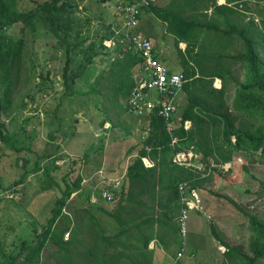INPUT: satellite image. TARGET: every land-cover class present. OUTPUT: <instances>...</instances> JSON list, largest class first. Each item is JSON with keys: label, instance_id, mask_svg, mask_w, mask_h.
<instances>
[{"label": "rangeland", "instance_id": "1", "mask_svg": "<svg viewBox=\"0 0 264 264\" xmlns=\"http://www.w3.org/2000/svg\"><path fill=\"white\" fill-rule=\"evenodd\" d=\"M50 1L52 0H17V8L35 11L42 3ZM63 1L74 7L78 18H90L89 25L84 24L82 33L84 36L88 33L84 46L93 42L100 54L93 57V64L88 67L91 74L87 79L92 82L93 75L98 73H101L102 78L95 87L97 93H87L89 86L85 80L80 79L86 77L83 74V77L75 79L73 94L65 96L62 89V74L67 58L65 45L46 30L44 22H39V27L33 32L24 28L21 22L6 30L7 35L23 41V69L19 90L11 105L12 110L0 111V122L4 124L5 131L12 135V142L15 144V148L10 150L0 141L2 249L6 253L15 254L23 240L32 246L37 235L47 225L55 201L62 197L67 184L71 193L65 198L62 214L70 218L71 224L60 217L54 227L56 230L61 225L71 227L75 248L87 250L91 247L88 250L90 256L100 259V254H104L107 258L105 264H123L125 249L129 253L128 250L135 247V252H143L136 224H142L140 230L144 231L143 235L150 237L153 234V239H156L154 245L158 250L162 248V258L165 259L167 255L172 257L171 264H228L224 261L225 250L221 252L218 249L223 246L211 234L212 227L229 246H238L243 254L251 256L248 244L253 234L249 229L247 216L262 217L264 213V158L258 156V153L249 155L236 152L230 162L219 165L214 158L203 159L204 148L197 153L192 150L194 157L190 161L191 165L183 168L201 178L207 176L205 179H208L200 188H187L195 190L194 202H200L197 205L199 210L189 212L184 238L181 237L179 223H176L178 211L170 208L143 209L135 201L131 204L122 203L132 210L131 213L117 211L116 206L129 187L126 169L143 146V140L147 136V121L128 111L130 93L126 99L114 96V80L107 77L110 62L119 56L115 50L116 41L108 39L99 45L98 40L109 28L115 30L116 35H123L121 42L129 41L130 37L137 34L149 38L155 48L156 58L173 73L182 72L184 68L177 48L184 50L186 45L179 43L176 46L175 37L167 33L166 25L145 11L140 14L137 31L127 29L129 17L126 15V8L140 2L146 5L145 0H140L137 4H119V0H59L57 5ZM148 1L162 8L170 2ZM213 2L217 5L226 4V0ZM238 9L239 13L232 15L236 32L244 26L249 28V35L258 43V47L255 46L254 49L264 62V45L259 43V39L264 40V0H243L238 3L236 10ZM255 27L261 31V36L255 37ZM224 29L225 26L220 24L219 33ZM205 34L207 44L209 40H217L219 44L208 48L207 53L203 49L201 57L197 59L207 70L211 64L208 61L214 58H208L210 53L235 54L244 50V42L237 33L222 36L208 31ZM185 57L187 63L192 62L187 54ZM221 62L226 69L223 102L237 122L240 114L232 113L230 107L236 81L244 79L245 68L239 60L228 62L223 59ZM76 66L69 63L68 73L75 71ZM139 66L140 63H137L131 69L133 84ZM24 78L28 80L25 82ZM214 82L213 79H207L200 84H209V89L218 88V84ZM194 85L196 86V82ZM78 91L83 93H76ZM2 96L3 89L0 86V99ZM22 97L24 99L19 102L18 99ZM173 102L175 114L173 113L172 120L177 127L181 112L187 105L186 93L178 91ZM144 159L153 165L148 158ZM46 168H49V178L44 176L43 170ZM77 178H80L79 187L74 188L73 183ZM104 192L110 199L103 195ZM189 198L193 199L192 196ZM138 199L146 204L150 200L145 196H139ZM90 215L96 219L101 233L96 228L92 231ZM151 215L152 221L143 223ZM79 226H82L80 232ZM126 229L129 230L128 235L120 233V230ZM69 237L65 233L63 240H68ZM125 246L127 247L124 248ZM179 252L182 255L177 257ZM144 255L149 258V254ZM39 260L38 264H61L65 261L62 251L51 241H47ZM76 260L74 255L70 264H75ZM240 261L242 259L237 257L232 260V264ZM130 263L124 258V264ZM13 264L24 263L21 258H17ZM259 264H264V260L259 261Z\"/></svg>", "mask_w": 264, "mask_h": 264}, {"label": "trees", "instance_id": "2", "mask_svg": "<svg viewBox=\"0 0 264 264\" xmlns=\"http://www.w3.org/2000/svg\"><path fill=\"white\" fill-rule=\"evenodd\" d=\"M213 1L170 0L164 8L157 7L152 2H148L147 5H139L140 14L143 11L151 13L157 20L166 25L167 33L175 37L176 46L179 43L186 45L184 50L177 48V51L184 64L182 73L186 78V82L183 84L182 91L187 95V105L181 112L179 125L170 133L166 130V122L162 117L151 113L145 118L147 121L145 130L147 136L143 140L142 148L126 169V181L129 187L125 196L121 197L122 199L117 204V211L125 210L131 213L132 210L127 209L122 203L131 204L135 201L143 209L170 208L178 211L177 215H180L183 205L180 201L178 186L184 183L187 187L197 189L208 178L205 179L207 176L201 178L196 173L175 165L172 162V156L176 151L192 148L197 153L204 148L203 159L214 158L219 165L230 162L236 152L249 155L258 153V156L264 158V62L260 60L259 54L254 49L258 47V43L249 35L247 26L236 32V25L232 23L235 21L232 15L239 13V9L236 10V8L238 3L243 0H226L225 5H217ZM58 2L59 0L44 2L33 11L32 9L19 10L17 0H0V86L3 89V96L0 99V111L10 112L12 110L11 105L19 90L21 70L23 69V41L21 38H14L6 33V30L17 22H21L24 28H28L32 32L39 27V22H44L46 30L65 45L67 58L62 74L63 95L70 96L73 94L72 85L75 79L83 77V74L86 77L80 79L85 80L88 84L87 93H97L95 87L102 78L101 73L93 75L92 82H88L87 77L91 74L88 67L93 64L92 59L100 54V51L93 42H89L84 46L88 33L85 36L82 34L84 24L89 25L90 18H78L75 15L74 7L65 1L57 5ZM138 2L140 0H119L118 3L137 4ZM220 24H223L225 29L219 33ZM255 28V37L261 36V31L257 27ZM208 31L222 36L237 33L244 42V50L235 54L210 53L208 58H214L208 61V63L211 62L209 69H205L197 59L201 57L203 52L207 53L208 48L219 45L217 40H209L207 44L208 39L205 33ZM122 37L123 35H116L115 30L109 28V31L99 38L98 44L101 45L104 40L108 39L113 40V42L116 41L114 43L117 46L115 50L119 56L114 57L110 62L109 77L107 78L114 80V96L126 99L134 85L131 69L134 65L140 63V58L129 47L128 41L121 42ZM259 43L264 45L263 38L262 40L259 39ZM203 49L205 50L203 51ZM185 53L192 62H186ZM223 59H227L228 62L239 60L245 68L244 79L236 81V89L230 107L232 113L240 114L237 122H235V118L231 117L223 102L225 93L223 79L226 76V69L221 62ZM69 63L77 65L76 70L71 71V73H68L67 70ZM215 78L222 80L219 89H209V84L207 86L200 84L202 81ZM27 80V78H24L25 82ZM195 82L196 86L194 85ZM76 93L82 94L83 92L78 91ZM23 99L24 97L18 99V101L22 102ZM185 121H189L191 124L187 130L183 128ZM196 135H198V138H195ZM171 137L176 138L175 144L171 145ZM0 141L10 150L15 148L12 135L5 131V126L1 122ZM141 158H148L153 162V165L150 168H145ZM48 169L46 168L43 171L44 176L49 178ZM79 181L80 178H77L76 182L73 183L74 188L79 187ZM70 193V187L66 184L62 197L55 201L47 225L42 228V232L37 235V240L32 246H29L28 242L23 240L20 243L19 250L12 254L6 253L0 243V264H13L17 258H21L24 264H38L40 262L39 255L47 241H51L62 251L65 261L61 264H70L74 255L77 258L75 264H105L107 258L104 254H100V259H94L90 256L88 250L91 247L87 250L80 247L75 248L76 242L72 239L71 227L61 225L59 230L54 227L60 217L69 225L71 224L70 218L62 214L65 198ZM139 196L148 197L150 200L146 204L138 199ZM112 213L110 214L112 215ZM89 217L93 223L92 231L96 228L101 233V228L96 225V219L92 215ZM247 217L249 229L253 234V238L250 239L248 244L251 256L243 254L238 246H229L219 238L213 227L211 228L213 238L225 247L224 261L228 264H232V260L237 257L241 258L242 261L236 264H259V261L264 260V213L262 217L253 215ZM151 218H153V215L146 218L143 223L151 222ZM141 225L136 224V227L141 236L140 241L142 242L143 252H135V247L130 248L129 253L135 255V257H131L127 250H124V258L131 261L130 264H133L134 261L135 264H151L150 255L148 258L144 253L150 254L147 246L153 234L150 237L143 235L144 231L140 230ZM81 229L82 226H79V232ZM148 230L151 231V229ZM33 231H35V228ZM65 233L70 235L68 240H63ZM120 233L128 235L129 230H120ZM91 237H94V234H91ZM101 238L105 240L104 237L101 236ZM93 247L98 249L96 246ZM116 257L119 258V256ZM124 258L122 259L123 264Z\"/></svg>", "mask_w": 264, "mask_h": 264}, {"label": "built area", "instance_id": "3", "mask_svg": "<svg viewBox=\"0 0 264 264\" xmlns=\"http://www.w3.org/2000/svg\"><path fill=\"white\" fill-rule=\"evenodd\" d=\"M149 1L145 0L147 5ZM133 5L126 8V15L129 17L127 21V29H136L139 24L140 10L139 5ZM145 5V4H143ZM133 28V29H132ZM129 47L138 54L140 58L139 72L134 75V85L131 89L128 98V111L139 118H146L149 114L154 113L162 117L166 122V130L170 133L176 127L172 120L173 113L175 114V105L173 102L174 96L178 91L182 90L183 84L186 82L182 72L173 73L164 64L156 58L155 48L152 40L146 37L137 36L130 37ZM191 126L189 121L183 123L185 130ZM176 138L171 137V145L176 143ZM194 157L192 148L185 151H176L172 156V162L177 166L189 167L190 161ZM144 167L150 168L152 165L146 160L141 159ZM186 184L178 186L180 201L182 203L181 212L178 218L179 227L181 228V237H185L187 230L185 225L187 223L189 212L198 209V202H194L195 190H188ZM104 196L107 193L104 192ZM192 196L193 199L189 198ZM109 199V195L107 196ZM221 252L225 249L219 247ZM181 256V252L177 257Z\"/></svg>", "mask_w": 264, "mask_h": 264}, {"label": "crops", "instance_id": "4", "mask_svg": "<svg viewBox=\"0 0 264 264\" xmlns=\"http://www.w3.org/2000/svg\"><path fill=\"white\" fill-rule=\"evenodd\" d=\"M165 66V65H164ZM215 82V84H216V81H219V85H218V88H220V86L222 85V80L221 79H219V78H215V79H213ZM218 88H215V89H218ZM154 243H156V239H153V237H152V239L149 241V243H148V246H147V250L150 252L152 249H153V247L155 246L154 245ZM160 247V246H159ZM162 248L160 247V250H161ZM160 250H158V247H154V250L153 251H151L152 252V256H151V252H150V258H151V261H152V263L153 264H171V262L173 261V259H172V257H170L169 255H167V257H165V259L164 258H162L163 257V255L164 254H162L161 252H160ZM161 251H163V250H161ZM161 254V255H160ZM181 255H182V253H181ZM161 260H160V259Z\"/></svg>", "mask_w": 264, "mask_h": 264}, {"label": "bare ground", "instance_id": "5", "mask_svg": "<svg viewBox=\"0 0 264 264\" xmlns=\"http://www.w3.org/2000/svg\"><path fill=\"white\" fill-rule=\"evenodd\" d=\"M216 84H218V85H219V81H216Z\"/></svg>", "mask_w": 264, "mask_h": 264}, {"label": "clouds", "instance_id": "6", "mask_svg": "<svg viewBox=\"0 0 264 264\" xmlns=\"http://www.w3.org/2000/svg\"><path fill=\"white\" fill-rule=\"evenodd\" d=\"M178 223V222H177ZM225 249V248H224Z\"/></svg>", "mask_w": 264, "mask_h": 264}]
</instances>
